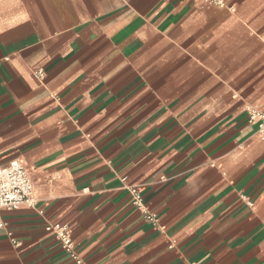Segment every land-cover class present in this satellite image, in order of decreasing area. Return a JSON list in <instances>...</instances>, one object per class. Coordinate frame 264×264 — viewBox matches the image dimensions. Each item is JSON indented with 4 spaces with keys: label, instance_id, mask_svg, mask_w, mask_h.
<instances>
[{
    "label": "crops",
    "instance_id": "crops-1",
    "mask_svg": "<svg viewBox=\"0 0 264 264\" xmlns=\"http://www.w3.org/2000/svg\"><path fill=\"white\" fill-rule=\"evenodd\" d=\"M221 1L0 0V164L35 199L0 264H264V0Z\"/></svg>",
    "mask_w": 264,
    "mask_h": 264
},
{
    "label": "built area",
    "instance_id": "built-area-1",
    "mask_svg": "<svg viewBox=\"0 0 264 264\" xmlns=\"http://www.w3.org/2000/svg\"><path fill=\"white\" fill-rule=\"evenodd\" d=\"M211 1L223 4L221 0ZM36 73L42 76L43 70L38 69ZM246 112L249 121L258 123V132L264 138V111L254 105H247ZM122 180L125 181L126 177H122ZM126 188L131 194L132 203L145 214L147 219L156 223L155 214L147 209L138 188L133 185H127ZM34 204L33 183L23 163L14 158L5 164H0V210L16 209L21 205L34 206ZM0 227H4V222L1 219ZM45 228L54 234L62 247L79 263L80 259L74 251V243L69 226L66 223L55 221L48 222ZM7 234L11 237L13 243L17 245L18 241L12 237V233L7 231Z\"/></svg>",
    "mask_w": 264,
    "mask_h": 264
}]
</instances>
